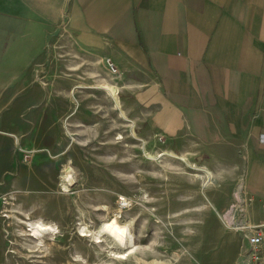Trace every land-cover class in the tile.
Returning a JSON list of instances; mask_svg holds the SVG:
<instances>
[{"label":"rangeland","instance_id":"1","mask_svg":"<svg viewBox=\"0 0 264 264\" xmlns=\"http://www.w3.org/2000/svg\"><path fill=\"white\" fill-rule=\"evenodd\" d=\"M47 40L25 53L0 109V264H240L243 242L214 207L210 165L156 133L147 94L106 53L63 26ZM114 216L135 240L123 257L99 232ZM38 221L51 225L42 240L28 235Z\"/></svg>","mask_w":264,"mask_h":264},{"label":"crops","instance_id":"2","mask_svg":"<svg viewBox=\"0 0 264 264\" xmlns=\"http://www.w3.org/2000/svg\"><path fill=\"white\" fill-rule=\"evenodd\" d=\"M61 26L144 90L173 149L210 165L218 214L264 229V0H0V109Z\"/></svg>","mask_w":264,"mask_h":264},{"label":"bare ground","instance_id":"3","mask_svg":"<svg viewBox=\"0 0 264 264\" xmlns=\"http://www.w3.org/2000/svg\"><path fill=\"white\" fill-rule=\"evenodd\" d=\"M100 86H102L106 90H108L110 92V94H112L114 96V98L116 99V97H115L116 90H115V87L113 85L102 83ZM169 151L167 152V150H166L165 153L172 154L175 157H178L179 159L184 160L183 157L177 156L176 154H174L172 152H169ZM64 174H65L64 177L67 178V180L71 179V169L70 168H67L66 173H64ZM62 186L65 189L67 188V184H63ZM62 186H60V187H62ZM27 224L31 226L30 229H29V231L30 230L31 231H30V233L28 235L32 236L33 238H35L37 240L38 239L42 240L43 237L46 234L49 233V230H51V225H49V224H44V223H41V222H39L37 225H31L29 223H27ZM99 232L101 234H105L106 236L110 237L115 242V244L117 246H119V247H121L123 249V252L117 253V254H115V256L123 257V256L131 254L133 252L135 240H134L129 228L127 227V225L120 223L115 216L111 217L107 221L103 222L100 225ZM142 261L145 262L146 264H157L158 263L157 260L147 261V260L143 259Z\"/></svg>","mask_w":264,"mask_h":264},{"label":"built area","instance_id":"4","mask_svg":"<svg viewBox=\"0 0 264 264\" xmlns=\"http://www.w3.org/2000/svg\"><path fill=\"white\" fill-rule=\"evenodd\" d=\"M105 62L112 72H117L115 64L109 57H106ZM233 228L241 231L244 238L241 245L240 264H264L263 225H253L246 221L243 224H234Z\"/></svg>","mask_w":264,"mask_h":264}]
</instances>
